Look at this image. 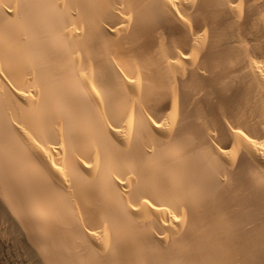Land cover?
<instances>
[{
	"label": "bare ground",
	"instance_id": "obj_1",
	"mask_svg": "<svg viewBox=\"0 0 264 264\" xmlns=\"http://www.w3.org/2000/svg\"><path fill=\"white\" fill-rule=\"evenodd\" d=\"M0 264H264V0H0Z\"/></svg>",
	"mask_w": 264,
	"mask_h": 264
}]
</instances>
